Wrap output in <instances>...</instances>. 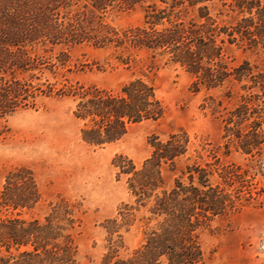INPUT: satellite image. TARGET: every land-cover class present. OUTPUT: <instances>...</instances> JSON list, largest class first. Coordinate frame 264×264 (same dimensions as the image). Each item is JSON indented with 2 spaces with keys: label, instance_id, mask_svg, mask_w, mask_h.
<instances>
[{
  "label": "rangeland",
  "instance_id": "374dc122",
  "mask_svg": "<svg viewBox=\"0 0 264 264\" xmlns=\"http://www.w3.org/2000/svg\"><path fill=\"white\" fill-rule=\"evenodd\" d=\"M189 1L41 0L53 32L21 39L29 71L0 64V87L22 84L14 104H0V264H41L20 253L73 241L76 261L64 264H147L146 243L166 227L151 209L177 179L190 186L188 168L196 183L198 168L214 173L204 189L226 199L195 231L206 264H264V22L263 43L229 42L242 15L218 0ZM204 4L216 22L184 17ZM214 28H227V48L194 54L202 67L194 73L184 61L197 38L187 29ZM138 80L154 84L164 114L125 118L126 133L104 142L122 129L113 110ZM135 88L129 111L156 110L147 89ZM173 135L183 153L158 173V158L176 153L160 142Z\"/></svg>",
  "mask_w": 264,
  "mask_h": 264
},
{
  "label": "trees",
  "instance_id": "16d2710c",
  "mask_svg": "<svg viewBox=\"0 0 264 264\" xmlns=\"http://www.w3.org/2000/svg\"><path fill=\"white\" fill-rule=\"evenodd\" d=\"M213 1L215 2V0H190L189 2L192 3L190 5L194 7L196 3ZM218 1L224 6L232 7V9H234L239 15H242V18L239 21L240 28L237 30L240 37L235 36L236 29H233L227 34L230 36L228 39L229 42H234L240 38V40L245 42L248 41V43L254 46L263 43L264 0ZM40 2L41 0H0V64H5L6 62L10 63V65H13V68L14 66L16 67V70L19 71L20 74L29 71V69H27L29 61H26L28 58L26 60L24 59L25 57L23 58V45L21 44V39L24 37L25 39L23 38V42L26 43L27 41H30L26 40L29 34L34 38H37V35L41 32H53H50L53 28L50 25L51 20L49 19V14L46 15L47 8L46 10L43 8L41 10ZM101 2L102 1H99V3ZM50 10L52 9L49 8V13L51 12ZM40 12L44 14L45 18H40ZM184 17L188 20L196 17L199 20L205 19L208 21L212 20L213 22L217 21L208 4H204L199 9L198 14H193L191 8L187 7ZM256 21L261 22V24L255 25ZM173 32H171L172 34L170 33L167 35V37L172 39L173 36H176ZM187 32L190 35H196L197 38V51H192V45H188L185 56L187 59L184 61L194 73L198 72L199 69H202L200 62L195 59L194 54L198 53L209 56L217 54L218 56L227 48V37H225V35L223 36V34L227 32V28L220 30H217V28L211 30L187 29ZM256 34L260 35L261 38H256L257 36L252 37ZM259 39H261V41H259ZM36 45V43H33L31 46L34 47ZM11 46H15L16 48L21 47V49L13 52L10 50ZM209 50H212L211 54H209ZM21 67H24L23 71H20ZM222 67L228 69L225 64H223ZM16 70L14 72H17ZM223 74L226 76L229 75L227 70ZM223 80L226 81L227 79L223 78ZM139 85L141 87L140 90L147 89V93L154 97L155 87L153 83L146 84L144 81L138 80L131 85L126 86L123 91L128 95V100L124 99V105L120 109L113 110V112L119 117L122 129L119 133H115L114 138H109V136L106 135L108 138L106 137L104 142L118 139L126 133L127 123L125 122V118H132L134 122H140L145 119H157L164 114L162 103L155 97L154 103L157 107L156 110L154 109L152 112H148L147 109L145 110L141 108L137 110L136 114L129 111L130 100L138 96V92L137 94H134L131 87L133 89L134 87H137L135 90L139 91ZM21 86V82L17 81L14 85L0 87V104L3 103L5 105L3 108H9L11 100H13L12 104L16 102L15 100L18 99V95H12V93L21 90ZM13 97H15V99ZM143 111L145 114H143ZM255 125L260 126L261 122L255 121ZM238 137L240 138L241 135L238 134ZM258 137L259 133H255L253 141L256 142ZM175 139L176 135H173L167 142H160V144L165 147H172ZM184 141L188 142V138ZM247 144L250 146V149H246L248 147L243 146L245 150L244 152L251 153L254 145H252V143ZM173 149L176 153L162 155L158 158L156 164L158 166V173H161L162 171V164L164 165L165 163L172 161L171 165H173L174 157L183 153V151H180L179 153V148L176 146ZM152 158L153 155L149 160ZM149 160L144 164V167ZM197 171L201 173L200 175H197L198 183L195 182L196 175L192 173L191 168H188L187 172H189L188 178L190 180L188 183L190 186H187L188 188H184L183 181L177 179L175 185L170 190L165 191L161 198L158 197L156 199V206L151 209V212L156 215L157 218L162 217V225H165L166 227L162 231H154L152 233L153 237L146 243L145 248H147V251H145V254L148 256L146 260L147 264H193L195 259L200 261L201 264H206V252L202 242L199 240V235L196 234L195 236V231L204 227L213 215L218 214L215 207L222 205L226 199L225 197L216 195V189L209 190L208 194V191H205L204 189L209 186L208 182L211 181V176H213L214 173H209L207 169L203 168H198ZM29 173L36 186L35 178L31 171ZM188 192L193 195L188 197ZM17 205L25 204L17 202ZM197 209H200L198 213L196 211ZM209 212L212 214L210 215ZM199 230L201 232V229ZM17 242L20 245L23 244V241ZM77 251V244L73 241L72 245L69 247L59 246L58 248L56 246L54 247V250H49L44 246L41 247L35 244L33 250L25 251L20 254L21 256L29 257V262H40L41 264H64L66 256L71 257L72 261H76ZM161 258H164L167 263H163Z\"/></svg>",
  "mask_w": 264,
  "mask_h": 264
}]
</instances>
